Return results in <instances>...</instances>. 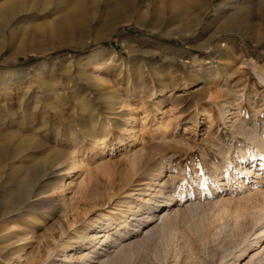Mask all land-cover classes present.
Listing matches in <instances>:
<instances>
[{
    "label": "rangeland",
    "instance_id": "rangeland-1",
    "mask_svg": "<svg viewBox=\"0 0 264 264\" xmlns=\"http://www.w3.org/2000/svg\"><path fill=\"white\" fill-rule=\"evenodd\" d=\"M191 1L142 0L122 22L106 28L101 16L82 36L12 21L13 35L0 38V127L23 102L32 126L21 135L39 146L25 154L75 153L79 163L47 171L44 199L0 221V264H119L114 246L132 241L126 264H228L254 240L260 226L245 219L237 235L233 214L251 211L241 199L264 189V158L252 163L234 127L264 139V0H204L208 11L179 34ZM10 165L18 158L2 155L0 170ZM169 196L167 229L147 233ZM19 233L27 241L7 240ZM255 240L233 264L264 258V237Z\"/></svg>",
    "mask_w": 264,
    "mask_h": 264
},
{
    "label": "bare ground",
    "instance_id": "bare-ground-1",
    "mask_svg": "<svg viewBox=\"0 0 264 264\" xmlns=\"http://www.w3.org/2000/svg\"><path fill=\"white\" fill-rule=\"evenodd\" d=\"M139 1L142 0H0V38L2 39V41H4L6 34H8L10 37L13 35L14 28H11L10 26L12 21L15 20L17 16H21V19L18 21V23H26L31 19L41 20L42 22L50 25V27L52 25L55 30H57L61 34H74L76 36H82L83 29L86 26L88 27V25L93 23L95 20H98L101 16L106 15L107 17L106 28L112 27L115 21L122 22L123 20H125L123 13L130 11L132 6H134L135 3ZM191 2L192 3L189 8V12L185 16L187 17V19L182 24V32H179V34L191 30V24H193L194 19L199 16L203 17L208 11V8H205L204 0H192ZM246 12L248 11H241L229 17L228 23L230 25H233L234 23L240 22L239 20L243 18V15H245ZM201 18L198 19L196 24L201 21ZM93 25L97 26V22L93 23ZM91 58L95 60V55H92ZM12 99L13 96L10 95V101L8 102L10 107L14 106ZM105 104L106 107L104 106V111H106L107 115H111L114 111V108H112L111 106H115L117 103L108 101ZM20 108L21 116L11 113L8 114V126L0 127V131H2V134L0 133V137H2L3 140L7 142V144L0 149V157L2 155L9 154L10 157L14 156L18 158V165H10L9 172L0 170V221L4 220L7 215L14 212L32 210L34 205L44 199V194L46 195V193L49 192V189H46V178L44 177L45 179H43V176H45L47 171L51 172L57 169V171H67L66 173H69L68 170L72 169L79 163L75 156V153H66L60 159H53L45 156L42 157L41 160H37L35 157L25 154L28 151H32L34 154L39 146L36 142L31 140V137L33 135L31 137L21 135L23 132L28 131L32 126L31 124H27L26 121L27 117H32V114L29 113V106H27L25 103L21 102ZM54 109L55 108L50 107V110ZM61 111L62 110H60V112ZM18 117L21 118L24 122L21 128L15 127ZM121 118L122 115H118L114 119H118V122H121ZM94 121L95 120H93V125L95 123ZM72 124H74L73 120ZM13 128H15V130ZM234 128L236 130L238 129V132L241 133V135L244 137V140L253 148L254 153L251 155L252 163L255 160H259L260 164H262L263 162L261 158H264V139L262 140V138H260L257 133H255L251 129H248L246 126L239 125L238 127ZM10 129L13 130L11 131ZM91 129L89 130L91 131ZM90 137L92 140V145L94 147L97 146V136L95 134H92ZM61 164L64 165V169L62 168V170L57 168ZM7 166L8 165L6 164L5 167ZM79 167L82 168L81 165ZM17 175H19V179L14 182V178ZM253 190L254 189H252V191ZM82 193H84V190ZM164 199L165 209H163L162 211H158L156 215L152 214L146 220V222L150 223L152 220L154 222H158L157 225L153 226V228H151L150 230L148 229L147 233H152L155 231L162 232L167 229L168 226L166 213H168V211L174 207V204L172 203L173 198L171 196ZM241 200L252 210H235L233 214V229L235 230V233L237 235L238 233L240 234L244 225L243 221L245 219H249V223L252 226H260V228L258 229L254 240L247 242L246 244H244L245 246L241 245L232 261L228 264H233L238 260H241L247 250L257 245L258 241H256L255 239L258 238V236L262 238L264 237V189L259 188L256 191L247 194ZM146 202L148 203V201ZM164 210H166V212L164 214H161ZM218 210H220L221 212L224 211V209ZM44 214L47 215V211H44ZM76 215L77 214H75V218ZM27 234L28 233H23L20 235L19 233L18 235L20 236L14 235L8 237L7 235L6 237L7 240L16 238V240L13 242V244H16L20 241H27ZM108 238L109 237L106 235L100 243H106L109 240ZM137 242H120L119 244L117 243L118 245L116 244L114 246L116 250L114 251V256L116 257L119 264H126L128 262L129 257L132 255V253L130 252V248L136 245ZM25 245L26 244L21 245L16 250L22 251V247H24ZM0 251L1 253H4V248H0ZM262 254H264V252ZM105 263V260L99 262V264ZM220 264L224 263L221 262ZM256 264H264V258L258 261Z\"/></svg>",
    "mask_w": 264,
    "mask_h": 264
}]
</instances>
